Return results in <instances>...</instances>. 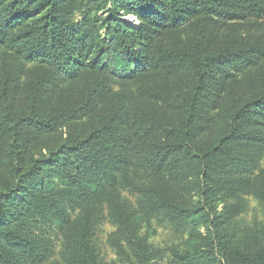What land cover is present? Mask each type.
<instances>
[{"label": "trees", "instance_id": "1", "mask_svg": "<svg viewBox=\"0 0 264 264\" xmlns=\"http://www.w3.org/2000/svg\"><path fill=\"white\" fill-rule=\"evenodd\" d=\"M261 22L264 0H0V264H114L105 219L127 264H264V34H238Z\"/></svg>", "mask_w": 264, "mask_h": 264}, {"label": "rangeland", "instance_id": "2", "mask_svg": "<svg viewBox=\"0 0 264 264\" xmlns=\"http://www.w3.org/2000/svg\"><path fill=\"white\" fill-rule=\"evenodd\" d=\"M124 21L127 22H133L131 17H122ZM135 23V22H134ZM259 28L253 27V29L244 27L241 29L238 34L241 36H244L246 32H249L250 34H253L258 36L260 34H264V22H261L259 25ZM230 30V28H228ZM257 67V64L250 67V71L255 70ZM249 71V72H250ZM84 121L81 120L79 122H70L66 126L62 127L61 129L57 130L54 134L46 135L43 140L44 145H42L43 142H41L40 146L43 147H52L56 144L61 143L64 141L68 135H74L78 129L84 130ZM221 126V121H218L216 119L211 120L208 125L206 126V130L203 132V137H206L210 135L212 132H217L219 127ZM76 135V134H75ZM248 201V210L240 215L238 219L241 220L242 226L246 227L248 225L253 224L255 221H261L263 219L262 216V209L259 203L254 200L252 197L247 196L246 197ZM222 210V205H218L217 212L219 213ZM115 226L105 219L97 228L95 231L96 236V244L100 248L102 252V256L105 262L111 263L114 262V264H127L125 262V259L123 257H119L115 255L114 250L110 247L107 240L109 235H111L115 231ZM55 229H52L53 232ZM151 230L154 231L153 235L149 236L148 244L151 245L154 250L158 251L159 256L164 253L165 256H168V248H170L173 245H176L180 241V237L177 234H174L170 229L160 227V226H151ZM50 231V232H52ZM143 233H146V230H143ZM150 233V231H148ZM53 235V234H52ZM54 240V238H52ZM58 246L56 247V251L52 254V256L49 257V259H55L58 258V251H59V243L56 242ZM166 258L157 259V264H165Z\"/></svg>", "mask_w": 264, "mask_h": 264}]
</instances>
